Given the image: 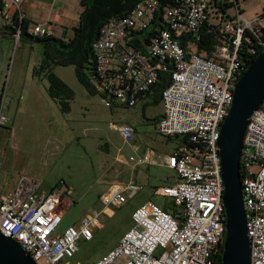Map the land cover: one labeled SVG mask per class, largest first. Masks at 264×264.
<instances>
[{
  "label": "built area",
  "instance_id": "1",
  "mask_svg": "<svg viewBox=\"0 0 264 264\" xmlns=\"http://www.w3.org/2000/svg\"><path fill=\"white\" fill-rule=\"evenodd\" d=\"M26 0H3L6 25L16 21L14 37L21 40ZM233 0L234 15L215 17L213 0H141L124 17L111 18L94 43L91 83L108 108L135 107L153 97L164 75L161 94L164 112L158 131L186 138L165 166L176 181L160 190L179 209L178 216L147 201L133 213V227L102 260L86 264H217L223 250L226 209L218 141L228 116L234 89L248 66L240 53L255 55L264 49L262 16L246 19ZM229 16V15H228ZM212 19H219L213 22ZM206 23L215 31L213 58L197 51L194 42ZM29 34L49 37L52 32L34 24ZM188 37L187 47L181 40ZM256 41V43H255ZM136 47H135V46ZM196 49V52L193 50ZM0 107V126L7 125ZM123 140H134V128H119ZM153 152L130 157L134 167L151 164ZM241 183L252 264H264V104L254 112L246 130L241 157ZM39 184L25 182L12 192H0V231L16 240L37 264H71L80 240L91 241L102 229L100 212L88 214L78 225L60 231L70 204L65 189L39 194ZM140 191L133 183L114 187L102 203L122 206L127 193ZM66 199V200H65Z\"/></svg>",
  "mask_w": 264,
  "mask_h": 264
},
{
  "label": "rangeland",
  "instance_id": "2",
  "mask_svg": "<svg viewBox=\"0 0 264 264\" xmlns=\"http://www.w3.org/2000/svg\"><path fill=\"white\" fill-rule=\"evenodd\" d=\"M220 1L233 4V0ZM235 12L234 6L226 9L227 15ZM222 14L215 12L214 16ZM3 23L0 11V27ZM44 51L45 46L35 40L0 41V107L8 120L0 126V192L14 193L24 180L38 183L40 192L65 188L70 207L60 231L78 225L88 214L102 212V229L95 231L92 241L80 240L75 256L65 261L95 263L114 250L133 227L132 216L138 207L147 201L162 209L171 204L159 192L177 178L174 171L161 166L144 165L134 171L118 162V156L129 160L134 153L128 152L111 123L133 126V144L161 155L172 154L183 139L163 136L157 130L154 119L163 113L161 102L148 97L135 107L108 108L100 94H89L78 82L72 65L54 68L74 93L68 111H63L50 97L48 81L33 76V68L40 69L43 63ZM124 147L125 152L118 153ZM113 182L133 183L140 191L135 196L128 194L122 206L106 207L101 198Z\"/></svg>",
  "mask_w": 264,
  "mask_h": 264
},
{
  "label": "trees",
  "instance_id": "3",
  "mask_svg": "<svg viewBox=\"0 0 264 264\" xmlns=\"http://www.w3.org/2000/svg\"><path fill=\"white\" fill-rule=\"evenodd\" d=\"M141 0H81L82 12L80 14L79 25L73 29V37L68 40L57 39L53 36L49 37H33L28 32L29 22L26 21L22 24V38L35 40L42 43L45 46L43 63L40 69H35L36 76L40 79H46L49 83L48 92L52 99L56 100L63 111H68L69 102L73 98V90L67 85L60 77H58L54 68L57 66H74L75 75L78 82L85 88L89 94L97 93L93 84L91 83V76L94 70V49L93 45L100 36L101 29L111 18H118L126 16ZM214 5L219 9V12L223 13L222 19L226 20L231 16L226 14V9L230 4H223L220 0H213ZM2 10V2L0 5ZM16 21L4 26L6 31L15 33ZM213 26L210 23H206L200 33V40L194 42L197 48V52L206 58H213V52L216 45L215 33L218 30V26L215 31H211ZM188 37H183L181 40L182 47H187ZM264 41V34L261 37ZM256 43V41H255ZM135 46V45H134ZM136 47V46H135ZM264 52V49L258 48L255 55H248L240 53V58L246 60L247 66H249L259 55ZM168 75H164L161 83L155 88V94L152 97L154 103L161 102V94L168 83ZM143 100V99H142ZM159 118L156 117L154 122L158 123ZM183 143H186V138H183ZM67 191H65L63 198L66 197ZM163 210L173 216H178L179 209L172 201ZM223 250L217 255V264H221V256Z\"/></svg>",
  "mask_w": 264,
  "mask_h": 264
},
{
  "label": "water",
  "instance_id": "4",
  "mask_svg": "<svg viewBox=\"0 0 264 264\" xmlns=\"http://www.w3.org/2000/svg\"><path fill=\"white\" fill-rule=\"evenodd\" d=\"M264 104V52L237 81L233 103L221 129L218 146L222 164L226 209L221 264H252L241 183V157L250 119ZM0 264H37L11 237L0 231Z\"/></svg>",
  "mask_w": 264,
  "mask_h": 264
},
{
  "label": "crops",
  "instance_id": "5",
  "mask_svg": "<svg viewBox=\"0 0 264 264\" xmlns=\"http://www.w3.org/2000/svg\"><path fill=\"white\" fill-rule=\"evenodd\" d=\"M0 5H1V3H0ZM239 7H240V11H241L242 15L246 19H253L257 16L264 17V0H243V1H240ZM22 9H23L24 14L26 15V18L29 22L28 32H30L32 25L39 24V25H42L43 27L48 28L52 32L53 37H55L57 39H62V40H68V39L73 37V29L79 25L80 14L82 12L81 0H26L22 6ZM4 26L7 27L5 22L3 23V26L0 27V41L15 40L13 33L6 31L4 29ZM23 39H27V38L24 37L20 41H22ZM35 69L36 68H33V76L34 77L36 76ZM163 112H164V107H163ZM162 114H160L158 116V118H160L162 116ZM154 123L157 124L156 122H154ZM123 125H125V124L111 123V129L114 131H117L120 134V136L122 137L119 128ZM156 127L158 130V124ZM134 130H135V128H134ZM134 139H135V136H134ZM122 140H123V138H122ZM133 141L131 143H126L123 140L125 146H128V152L134 153V156H136V155H142V154L146 153L148 150H151L153 152V159H152L151 165L152 166H161V167L167 168L165 166V163H166V159L168 157V154L167 155H161V154H158L156 151H154L150 148H144L143 149V148L139 147L138 145L133 144ZM125 150H126V148L124 147V148L120 149L118 151V153H124ZM117 161L123 162L128 166L130 165L132 167V170H134V171L137 170V168H138V167H134L133 164L129 160H125L122 157V155L117 157ZM145 165H150V164H145ZM139 167H142V166H139ZM167 169H169V168H167ZM169 170H171V169H169ZM175 181H173V183ZM117 186L118 187H126L127 184L125 185L123 183L113 182L109 186L107 193L110 190H112L114 187H117ZM60 189L64 191L65 188L56 186L54 188L53 187L49 188L46 192H40L39 190H37V192L39 194H43V193H48V192L60 190ZM128 194H131V193H127V196H128L127 202L129 200ZM136 194H134V196ZM131 196H133V195L131 194ZM100 214H102V212H100ZM96 230H100V229H96ZM96 230H94L93 239L96 236V234H95Z\"/></svg>",
  "mask_w": 264,
  "mask_h": 264
}]
</instances>
